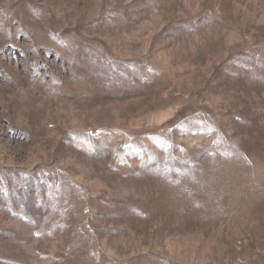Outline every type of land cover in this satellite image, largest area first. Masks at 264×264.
Masks as SVG:
<instances>
[{
  "label": "rangeland",
  "instance_id": "374dc122",
  "mask_svg": "<svg viewBox=\"0 0 264 264\" xmlns=\"http://www.w3.org/2000/svg\"><path fill=\"white\" fill-rule=\"evenodd\" d=\"M0 264H264V0H0Z\"/></svg>",
  "mask_w": 264,
  "mask_h": 264
}]
</instances>
